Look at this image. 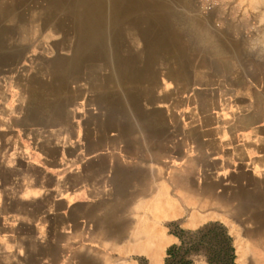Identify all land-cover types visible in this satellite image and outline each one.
<instances>
[{
	"label": "crops",
	"instance_id": "1",
	"mask_svg": "<svg viewBox=\"0 0 264 264\" xmlns=\"http://www.w3.org/2000/svg\"><path fill=\"white\" fill-rule=\"evenodd\" d=\"M236 2L1 10L0 264H166L212 224L264 264V3Z\"/></svg>",
	"mask_w": 264,
	"mask_h": 264
},
{
	"label": "trees",
	"instance_id": "2",
	"mask_svg": "<svg viewBox=\"0 0 264 264\" xmlns=\"http://www.w3.org/2000/svg\"><path fill=\"white\" fill-rule=\"evenodd\" d=\"M184 233H179L182 244L170 250L166 264H192L188 256L205 249L211 264H237L232 238L223 226L212 224L196 232ZM184 235L192 239L188 240Z\"/></svg>",
	"mask_w": 264,
	"mask_h": 264
},
{
	"label": "rangeland",
	"instance_id": "3",
	"mask_svg": "<svg viewBox=\"0 0 264 264\" xmlns=\"http://www.w3.org/2000/svg\"><path fill=\"white\" fill-rule=\"evenodd\" d=\"M204 1L203 3H201V9H203L206 13L213 11L214 9H219V11H221L220 13H217V23L218 25L223 24L226 20L229 19V16L231 17V15H229V9L231 5H228L229 2H231V0H202ZM237 5L238 6H242L240 0H236ZM17 0H0V13L1 10L6 8L8 5L12 4V3H16ZM244 6V5H243ZM233 20H239L240 16L236 17V15H234ZM177 227H175L176 229ZM185 231H180L177 230V233H184ZM187 233V232H186ZM228 233V232H227ZM229 235V234H228ZM186 239L191 240V237H188V235H184ZM173 248V247H172ZM171 248V249H172ZM170 249V250H171ZM170 253V251H169ZM236 253V252H235ZM190 255L188 256L189 259ZM237 258V255H236Z\"/></svg>",
	"mask_w": 264,
	"mask_h": 264
},
{
	"label": "bare ground",
	"instance_id": "4",
	"mask_svg": "<svg viewBox=\"0 0 264 264\" xmlns=\"http://www.w3.org/2000/svg\"><path fill=\"white\" fill-rule=\"evenodd\" d=\"M191 2H193V4H191L194 7L193 9H195V7H197V6L201 7V3H203L204 1H202V0H191ZM240 2L242 5H244L243 7H245V4L247 2H249V4H251L250 7L254 6V7L258 8L261 4L264 3V0H240Z\"/></svg>",
	"mask_w": 264,
	"mask_h": 264
}]
</instances>
